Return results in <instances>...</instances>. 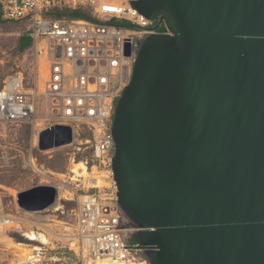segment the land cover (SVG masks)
I'll return each instance as SVG.
<instances>
[{"label":"water","instance_id":"1","mask_svg":"<svg viewBox=\"0 0 264 264\" xmlns=\"http://www.w3.org/2000/svg\"><path fill=\"white\" fill-rule=\"evenodd\" d=\"M142 43L114 114L119 206L150 264H264V0H131ZM71 126L39 149L73 142ZM54 185L18 194L51 208Z\"/></svg>","mask_w":264,"mask_h":264},{"label":"built area","instance_id":"2","mask_svg":"<svg viewBox=\"0 0 264 264\" xmlns=\"http://www.w3.org/2000/svg\"><path fill=\"white\" fill-rule=\"evenodd\" d=\"M65 9L86 11L92 19L53 15ZM0 14L27 26L32 38L28 53L35 59L39 77L34 80L35 90L26 88L23 71L6 80L0 88V122L35 123L43 106L48 128L72 127L73 142L68 146L80 142L83 128L89 134L86 143L93 160L112 168L114 114L140 47L150 34L170 32L144 18L131 0H0ZM73 173L72 180L80 187L81 178L86 177ZM88 180L98 181L95 177ZM62 184L54 185L59 195ZM96 188L98 183H90L87 189L70 192L77 201L70 249L82 252L91 264H150L135 241L140 229L119 206L115 181L109 192ZM19 213L0 209V232L25 234Z\"/></svg>","mask_w":264,"mask_h":264},{"label":"rangeland","instance_id":"3","mask_svg":"<svg viewBox=\"0 0 264 264\" xmlns=\"http://www.w3.org/2000/svg\"><path fill=\"white\" fill-rule=\"evenodd\" d=\"M27 31L24 23L0 15V88L6 80L23 71L27 78L26 88L35 90L34 80L39 79L35 73V59L28 51L20 49L21 37ZM37 84L42 86L43 82ZM47 116L41 106L35 123L10 125L0 122V209L9 214L19 210L25 233L0 232V264H91L82 252L70 249L77 207L70 192L74 188L87 189L90 183L97 184L98 181H101L98 188L93 190L109 192L114 186L112 168L93 160L90 144L86 143L89 134L83 128L79 137L81 143L40 150L39 133L48 128ZM79 162L86 163L93 173L85 176L86 179L81 178L82 185L77 187L72 180L75 176L72 169ZM93 165L97 167L92 168ZM94 177L97 182L88 180ZM59 182L64 184L63 191L49 210L30 212L19 206L17 197L20 192L37 185H58ZM31 230L44 234L47 242L30 240L26 232ZM29 250L33 258L27 256Z\"/></svg>","mask_w":264,"mask_h":264},{"label":"trees","instance_id":"4","mask_svg":"<svg viewBox=\"0 0 264 264\" xmlns=\"http://www.w3.org/2000/svg\"><path fill=\"white\" fill-rule=\"evenodd\" d=\"M53 15H55L56 17L67 16L69 18H80V19H89V20L92 19V17L88 12L82 10L72 11L71 9H65L63 11H56L55 13H53ZM16 22L21 23L20 21H16ZM31 44H32V38L30 37L29 33L28 32L24 33L21 37L20 49L22 51L25 50L28 51ZM135 241H136V237H135Z\"/></svg>","mask_w":264,"mask_h":264},{"label":"bare ground","instance_id":"5","mask_svg":"<svg viewBox=\"0 0 264 264\" xmlns=\"http://www.w3.org/2000/svg\"><path fill=\"white\" fill-rule=\"evenodd\" d=\"M73 172H75L77 174V176H88L90 175V169L87 167V164L84 163V162H79L76 164V167L73 169ZM101 181H98V183H100ZM54 206V205H53ZM52 206V207H53ZM26 235L27 237L30 239V240H42L44 242H47V238L44 234L40 233L38 234L37 232L31 230V231H28L26 232ZM22 245V244H20ZM32 249V248H31ZM37 249V248H36ZM27 253V256L29 258H33L34 256L31 254V250H29Z\"/></svg>","mask_w":264,"mask_h":264}]
</instances>
